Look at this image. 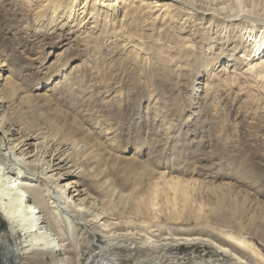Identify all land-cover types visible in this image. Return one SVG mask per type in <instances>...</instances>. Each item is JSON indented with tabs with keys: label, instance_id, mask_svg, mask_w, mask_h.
Returning <instances> with one entry per match:
<instances>
[{
	"label": "rangeland",
	"instance_id": "obj_1",
	"mask_svg": "<svg viewBox=\"0 0 264 264\" xmlns=\"http://www.w3.org/2000/svg\"><path fill=\"white\" fill-rule=\"evenodd\" d=\"M221 1L213 7L264 10V0ZM13 2L0 0V139L12 125L55 143H74L71 158L111 230L134 239L203 233L216 242L226 241L228 233L264 254V93L246 63L233 60L246 48L234 51L239 39L263 55L260 33L240 20L215 24L203 12L162 22L165 6L142 19L128 17L132 23L122 27L138 4L107 5L115 0H102L106 5L92 14L80 10L58 22L51 16L39 22L24 11L20 19L9 15L5 9ZM219 49L228 54L211 66ZM198 70L203 77L192 87ZM7 82L14 86L11 93L4 89ZM214 84L212 90L224 92L206 93ZM249 84L252 89L243 93ZM206 103L219 112L207 110ZM153 191L188 195L192 220L178 227L169 219L174 210L159 202V218L149 222L145 201ZM98 229L79 241L81 264L106 244ZM19 233L26 237L25 230ZM195 244L166 246L156 261L220 257L215 247ZM143 258L133 251L128 262Z\"/></svg>",
	"mask_w": 264,
	"mask_h": 264
},
{
	"label": "bare ground",
	"instance_id": "obj_2",
	"mask_svg": "<svg viewBox=\"0 0 264 264\" xmlns=\"http://www.w3.org/2000/svg\"><path fill=\"white\" fill-rule=\"evenodd\" d=\"M33 1L37 2V0ZM33 1L14 0L12 9L5 10L16 19H20L24 11L25 14L28 12L29 17L33 14L36 21L39 22L48 16L58 22L63 14H68L69 18L72 16L71 14L75 16L76 12L80 10L81 13L92 14L99 6L106 5L102 0H42V3L36 6V2L33 3ZM197 1L115 0L114 3L107 5L113 7L116 2H122L128 7H133L138 4V10L135 11L134 8L131 14L130 12L126 14L127 22L122 21V27L130 24L131 21L127 20L128 17L142 19L150 9L155 11L154 8L165 6L163 10L166 12L160 16L162 22H165L166 18L172 19L180 15L195 17L199 12H203L208 15L207 20H211L215 24H222L224 27L227 22L237 20L248 23L257 33H260L261 38L257 44L264 43V10L252 5L249 8H229L225 12L226 7H213V5L221 4V0ZM206 15L203 17L206 18ZM24 20L25 18L22 22ZM234 30V27L229 28L230 32H234ZM250 34H252L251 30ZM248 46L250 44H247V40L239 39L234 51L246 48L242 55L233 58V60L246 63L245 71L251 72V76L259 82L255 86L262 87L261 95V91L264 93V54L257 53L256 45L251 50ZM225 48L228 49V46ZM220 50L216 54V62L210 64L211 66L220 62L228 54L226 50ZM213 76L217 78L218 73ZM222 76L219 77L220 84H222L221 81L226 82V78L223 79ZM202 77L201 71L198 70L191 78L192 87L200 83L199 80ZM219 83L217 86H221ZM215 86L214 84L205 87L206 93L224 92L212 90ZM5 88L11 93L14 86L7 82ZM250 89H252L251 85L245 88L243 93H249ZM205 108L209 111L219 112L211 103H206ZM218 136L215 135V137ZM73 144L67 140L55 143L38 132L24 133L19 126L9 125L2 133L0 139V264H22L21 253L25 254L24 264H81V243L79 241L88 233L93 235L98 233L101 230L98 229V226L103 228L106 244L101 245L100 252L97 253L93 261H88L87 264H129L128 261L133 251H139L144 256L142 260H136L134 264H159L160 262L158 263L156 258L161 254L163 256L161 250L164 247L195 243L215 247L221 258L179 261L172 257L168 264H264V254L253 244L228 233H226L227 239L224 237L226 241L216 242L203 233L182 232L184 235H164L159 238H154L151 235L134 239L137 237L134 234L133 237L128 233H118L109 229L108 225L101 222L106 215L99 212L98 200H95L83 185L84 177L80 164L71 158L70 149ZM87 155H84V158H87ZM152 194L153 196L145 201V207L149 211V215H147L149 222H156L159 218L158 205L159 207L165 205V208L169 207L174 210L169 217L174 223H188L192 220L188 214L191 205L188 195L181 197L177 192H174L169 196L168 194H157L154 191ZM210 221L213 222L211 219L201 218L198 222L208 223ZM20 229L27 232L26 237H20ZM60 251H63L64 256L59 257ZM49 258L51 259L49 260Z\"/></svg>",
	"mask_w": 264,
	"mask_h": 264
}]
</instances>
